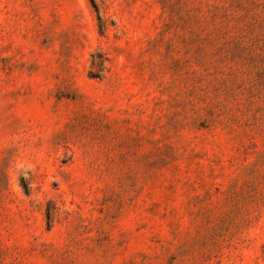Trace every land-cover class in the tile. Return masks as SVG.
<instances>
[{
	"label": "rangeland",
	"instance_id": "rangeland-1",
	"mask_svg": "<svg viewBox=\"0 0 264 264\" xmlns=\"http://www.w3.org/2000/svg\"><path fill=\"white\" fill-rule=\"evenodd\" d=\"M0 264H264V0H0Z\"/></svg>",
	"mask_w": 264,
	"mask_h": 264
},
{
	"label": "trees",
	"instance_id": "trees-1",
	"mask_svg": "<svg viewBox=\"0 0 264 264\" xmlns=\"http://www.w3.org/2000/svg\"><path fill=\"white\" fill-rule=\"evenodd\" d=\"M106 60V58H105V55L104 54H102V58H101V60H100V63L98 64V67H99V69L101 70V68H103V64H104V61ZM103 70V69H102ZM92 77H97V76H92Z\"/></svg>",
	"mask_w": 264,
	"mask_h": 264
}]
</instances>
